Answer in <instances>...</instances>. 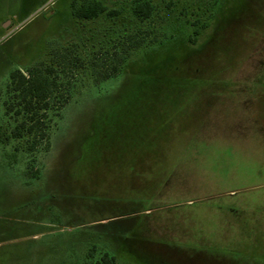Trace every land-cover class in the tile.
<instances>
[{"label":"rangeland","instance_id":"1","mask_svg":"<svg viewBox=\"0 0 264 264\" xmlns=\"http://www.w3.org/2000/svg\"><path fill=\"white\" fill-rule=\"evenodd\" d=\"M70 1L0 0V85L50 44L155 34L114 79L78 72L48 148L1 170L0 264H81L93 245L118 264H264V0H151L143 24L132 0L93 21Z\"/></svg>","mask_w":264,"mask_h":264},{"label":"trees","instance_id":"2","mask_svg":"<svg viewBox=\"0 0 264 264\" xmlns=\"http://www.w3.org/2000/svg\"><path fill=\"white\" fill-rule=\"evenodd\" d=\"M122 12L118 7L108 8L100 0H71L69 3V14L75 21H93L100 17L115 19ZM129 13L143 24L153 16L155 7L151 0H132ZM199 33V29L193 30L188 37L190 45L196 44ZM150 34H155V31L138 30L120 36L111 46L87 54L77 51L75 43L61 46L50 44L47 58L43 61L25 70H10L6 81L0 85V172L12 168L19 155H31L41 145L44 149L48 148L49 113L62 110L72 99L75 93L74 78L78 72L83 71L95 87L116 78L132 53L151 43L148 41ZM132 97L127 104L138 101L139 93L133 92ZM89 154L94 161L101 158L94 150ZM38 173L39 170L30 167L22 174L34 180L38 178ZM42 196L47 200L53 198L54 194ZM262 236L260 234L259 237ZM81 264L118 262L115 256L98 251L93 245L87 249Z\"/></svg>","mask_w":264,"mask_h":264},{"label":"flooded vegetation","instance_id":"3","mask_svg":"<svg viewBox=\"0 0 264 264\" xmlns=\"http://www.w3.org/2000/svg\"><path fill=\"white\" fill-rule=\"evenodd\" d=\"M55 196V195H54ZM54 196H53V198H54Z\"/></svg>","mask_w":264,"mask_h":264}]
</instances>
